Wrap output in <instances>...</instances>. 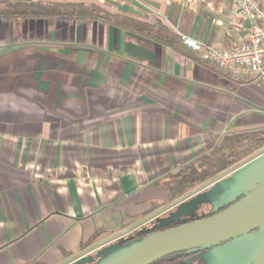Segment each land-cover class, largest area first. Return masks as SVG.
<instances>
[{"label":"crops","instance_id":"obj_1","mask_svg":"<svg viewBox=\"0 0 264 264\" xmlns=\"http://www.w3.org/2000/svg\"><path fill=\"white\" fill-rule=\"evenodd\" d=\"M30 1L94 4L217 48L248 28L235 0ZM262 130L264 86L181 42L0 14V264H73L159 225L175 210L169 176Z\"/></svg>","mask_w":264,"mask_h":264},{"label":"water","instance_id":"obj_2","mask_svg":"<svg viewBox=\"0 0 264 264\" xmlns=\"http://www.w3.org/2000/svg\"><path fill=\"white\" fill-rule=\"evenodd\" d=\"M205 205L207 217L171 228L160 223L158 231L73 264H153L180 252H203L202 264H264V152L180 203L165 221L188 218Z\"/></svg>","mask_w":264,"mask_h":264},{"label":"trees","instance_id":"obj_3","mask_svg":"<svg viewBox=\"0 0 264 264\" xmlns=\"http://www.w3.org/2000/svg\"><path fill=\"white\" fill-rule=\"evenodd\" d=\"M13 1L14 2H10V4L4 9H0V14L4 13V15L12 14L14 16L17 15L20 17L25 16L30 18L44 19H50L54 17H66L69 20L101 19L104 22L114 24L115 26L122 25L128 30H136L139 33L145 34V36L151 37L153 40L160 41L164 45L170 47L181 42V39L178 36H176L171 30H169L160 22L145 24L124 15L109 14L102 9H99L94 4H43L41 2L28 1L25 3L20 0ZM8 8L11 9L9 10ZM19 8L21 10H19ZM262 148H264V130L247 132L233 137L228 141L225 147L214 148L213 150L179 167L174 175L169 176L165 186L170 198L172 200L180 199L195 188L203 186L211 180L215 179L212 182L221 180L223 176L230 174V172L232 173L235 169L240 167L242 163L245 164L263 153L264 151L262 152ZM208 215L209 214L200 215L194 219L204 218ZM191 220L192 219L187 218L176 225H181ZM171 227H173V225H170L167 228ZM158 230H160L158 225L152 226L149 229L137 232L127 237L121 243H125ZM174 255L160 259L153 264L163 263Z\"/></svg>","mask_w":264,"mask_h":264},{"label":"built area","instance_id":"obj_4","mask_svg":"<svg viewBox=\"0 0 264 264\" xmlns=\"http://www.w3.org/2000/svg\"><path fill=\"white\" fill-rule=\"evenodd\" d=\"M233 12L248 22L242 41L217 48L181 36V43L230 79L264 86V0H235Z\"/></svg>","mask_w":264,"mask_h":264},{"label":"flooded vegetation","instance_id":"obj_5","mask_svg":"<svg viewBox=\"0 0 264 264\" xmlns=\"http://www.w3.org/2000/svg\"><path fill=\"white\" fill-rule=\"evenodd\" d=\"M203 207L205 208V211H202L200 209L193 216L188 217V219H190L191 217L196 218L197 214L201 211H202L201 213L203 214H210L211 207L208 205H205ZM174 211L175 210H173L172 212ZM172 212H170L169 214H171ZM168 216L162 222L165 227H168L170 225L174 226L187 219V218L180 217L177 221H172V220L165 221L168 218ZM202 254L203 252H198V253L180 252L179 254L176 253V255L173 254L174 256H172L170 259L160 264H202L201 259L199 258ZM89 264H92V263H89Z\"/></svg>","mask_w":264,"mask_h":264},{"label":"rangeland","instance_id":"obj_6","mask_svg":"<svg viewBox=\"0 0 264 264\" xmlns=\"http://www.w3.org/2000/svg\"><path fill=\"white\" fill-rule=\"evenodd\" d=\"M1 1V0H0ZM3 2H4V0H2ZM8 1V0H7ZM20 1H22V2H28V1H30V0H20ZM10 2H12V0L10 1ZM10 3H9V1H8V5H9ZM12 4H15V3H12ZM3 7V8H2ZM2 7H0V9H4V5H2ZM6 7V6H5ZM9 10L11 9V8H8ZM19 10H21L20 8H19ZM262 150V152L264 151V148H262L261 149ZM258 153V152H257ZM256 153V154H257ZM241 165V164H240ZM242 165H243V163H242ZM238 167V166H237ZM236 168V167H235ZM231 173V172H230ZM229 175V174H228ZM227 174L225 175V176H223V178L224 177H226V176H228ZM217 179V178H216ZM222 179V178H221ZM215 180V179H214ZM214 180H211L210 182H208V183H206L205 185H203V186H200V187H198V188H195L194 190H192L191 192H189L188 194H186L185 196H183V197H181L180 199H177L176 200V203L171 207V210H173V209H176V208H174V207H177V205L179 204V203H183V202H185V201H187L188 199H190L191 197H193L194 195H196V194H198V193H200V192H202V191H204V190H206L208 187H210L212 184H214L215 182H212V181H214ZM217 181H219V180H217ZM216 181V182H217ZM170 210V211H171ZM201 210L202 211H205V208L203 207V208H201ZM201 211V212H202ZM201 212H199L198 214H197V216H200V215H202L203 213H201ZM203 215H205V214H203Z\"/></svg>","mask_w":264,"mask_h":264}]
</instances>
